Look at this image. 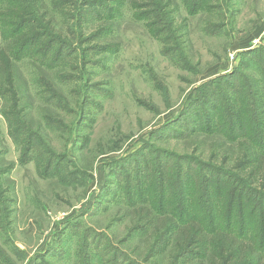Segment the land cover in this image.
<instances>
[{
    "label": "rangeland",
    "instance_id": "rangeland-1",
    "mask_svg": "<svg viewBox=\"0 0 264 264\" xmlns=\"http://www.w3.org/2000/svg\"><path fill=\"white\" fill-rule=\"evenodd\" d=\"M1 7L0 264H264V0Z\"/></svg>",
    "mask_w": 264,
    "mask_h": 264
},
{
    "label": "trees",
    "instance_id": "trees-1",
    "mask_svg": "<svg viewBox=\"0 0 264 264\" xmlns=\"http://www.w3.org/2000/svg\"><path fill=\"white\" fill-rule=\"evenodd\" d=\"M2 9H4V7H1V9L0 10H2ZM8 14V13H7ZM5 53V52H4ZM3 53V51H0V61H1V65L2 64H4V63H8V59H9V53H8V55H7V52L4 54ZM0 65V66H1ZM263 131H264V129H263ZM261 143V142H260ZM263 156H264V150H263ZM172 221H173V223H175L176 224V222H175V220L174 219H172ZM194 220H192V219H189V221H188V223L187 224H185L184 226H187L188 224H190L191 222H193ZM178 224V223H177ZM200 225V227H201V229L200 230H202V229H204L203 228V226L201 225V224H199ZM220 235H225L226 237H224L223 238V240L224 241H231L230 243L233 245V241L235 240L236 241V239H235V237L234 236H232V234H229V233H227V232H223V233H220ZM219 235V236H220ZM194 236H195V234H194ZM198 239H199V241L201 240V231H200V233H199V235H198ZM198 241V240H197ZM236 243H237V245L238 246H240L239 245V241H236ZM242 244V243H241ZM241 246H243V245H241Z\"/></svg>",
    "mask_w": 264,
    "mask_h": 264
},
{
    "label": "crops",
    "instance_id": "crops-1",
    "mask_svg": "<svg viewBox=\"0 0 264 264\" xmlns=\"http://www.w3.org/2000/svg\"><path fill=\"white\" fill-rule=\"evenodd\" d=\"M260 43H261V40L260 41L259 40H255L253 44L252 43L251 44L249 43L248 49L253 48V47H256V45L257 44L259 45Z\"/></svg>",
    "mask_w": 264,
    "mask_h": 264
}]
</instances>
